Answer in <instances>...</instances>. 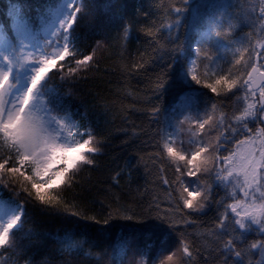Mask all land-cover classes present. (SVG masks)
Returning a JSON list of instances; mask_svg holds the SVG:
<instances>
[{
  "label": "trees",
  "instance_id": "trees-1",
  "mask_svg": "<svg viewBox=\"0 0 264 264\" xmlns=\"http://www.w3.org/2000/svg\"><path fill=\"white\" fill-rule=\"evenodd\" d=\"M65 1L0 0V23L11 25L18 15L40 28ZM73 1L81 8L68 32L75 55L58 63L64 64L66 76L69 67H77V60L89 54L93 59L80 66L73 79L62 78L58 70L50 73L43 82L44 92L55 111L95 136L100 151L89 154L93 163L81 165L71 185L55 190L62 211L27 193L19 195L23 222L10 235V244L0 247L3 264H35L34 257L36 264H111L112 247L124 242L149 258L181 246L175 264H264L260 253L264 251L247 243L254 233L235 242L241 246L236 250L244 258L241 262L240 257L235 260L222 252L223 241L234 236L231 229L236 226L229 217L225 228H219L218 217L232 201L225 188L215 186L213 176L203 175L208 177L206 185L213 187L207 210L181 207V185L162 132L171 109L193 94L214 103L227 126L241 113L242 92L233 95L225 89L217 97L205 84L221 75L246 78L250 63H260L258 44L264 39V19L256 8L260 0ZM176 8L183 11L177 14ZM178 20L179 26L168 27ZM211 20L218 26L215 31ZM204 30L209 35L200 40ZM191 59L195 61L191 74L201 83L186 71ZM160 77L167 82L158 91ZM165 214L177 225L175 229L156 219ZM150 225H162L169 235L156 239L153 232L144 231ZM62 233L89 247L92 257L65 255L56 238ZM20 246L24 250L19 254Z\"/></svg>",
  "mask_w": 264,
  "mask_h": 264
},
{
  "label": "snow or ice",
  "instance_id": "snow-or-ice-1",
  "mask_svg": "<svg viewBox=\"0 0 264 264\" xmlns=\"http://www.w3.org/2000/svg\"><path fill=\"white\" fill-rule=\"evenodd\" d=\"M67 9H72L71 15L65 14ZM80 11L81 8L75 6L74 2H65L62 8L64 18L59 20L57 29L58 36L61 32L63 33L62 41L58 39L55 42L53 55L45 51L34 59L39 67L34 70L31 84L21 97L10 98L9 77L13 64L11 58L5 56L4 59L8 62L9 68L0 69V142L4 146V151L0 154V183L14 185L17 192L27 193L40 204L60 211H62L58 208L60 199L55 194V190L62 185H71L73 175L78 168L81 165L93 163L89 159V154L98 153L100 149L95 146L96 138L90 131L81 132L79 124L75 121L69 122L67 114L61 115L50 111L43 98L36 103L35 94L41 82L53 71L58 70L62 78L73 79L74 74L80 70V66L93 59V55L89 54L77 60L75 62L77 67H69L66 76L63 75L64 64L58 63L68 57L74 58L75 54L68 42L67 33L76 23L77 13ZM174 11L180 14L183 10L176 8ZM260 12L264 14V7L260 8ZM180 23L178 20L168 27H177ZM18 24L21 29L28 30L27 24L22 20H18ZM199 50L198 43L195 51L199 52ZM261 59L264 60V56H261ZM249 67L250 71L245 74L246 78L241 76L237 80L221 75L214 83L205 84V87L217 97L226 89L233 95L243 92L242 99L244 100L254 99V103H248L241 114L234 117L237 126L229 125L225 128L226 135L222 140H217L215 144L200 143L199 147L190 153L182 155L171 147L167 151L176 157L178 162H184L182 167L176 169L179 176L185 180L190 177L195 178V187L192 181L182 187V208L199 212L202 211V206L197 208L198 200L211 201L212 185L200 182V177L208 174L213 176L214 184H223L225 188L230 185L238 192H242L244 198L235 200V195L229 194V198L235 200V203L225 207L224 212L218 217L219 228L223 230L226 221L231 217L232 223L236 226L235 230L247 231L256 225L261 235H264V70H262L264 63H261L259 68L255 63H250ZM181 68L182 65L177 66L178 77ZM186 71L192 80L201 83L197 76L191 74V61L188 62ZM254 73L260 78L259 84L253 77ZM166 82L163 77L158 78L156 89L158 91L163 89ZM210 106L216 107L211 102ZM253 122L260 126L249 127V124ZM197 123L198 127L203 130L204 123L199 121ZM77 137L82 139H77ZM209 152L214 154L209 161L211 167H202L203 161L198 158L202 153ZM20 177H23V180H20ZM165 183H167L166 180ZM21 215L22 212L9 218L7 223L0 222V247L10 244V233L20 223ZM73 215L76 214L73 213ZM123 218L132 219L131 216ZM85 219L88 218L85 217ZM156 219L164 221L173 229L177 227L175 223L169 222L170 217L167 214L157 216ZM144 231L153 232L156 239L169 235L162 225L146 226ZM12 243H15L14 240ZM69 247L72 245L70 244ZM258 247L264 248V242L251 244L252 249ZM182 250L184 253H189L188 247H183ZM222 252L234 253L237 258L241 256L239 251H235L232 240L224 244ZM168 259H171V256ZM138 264H153V262L142 258ZM161 264L164 262L162 261Z\"/></svg>",
  "mask_w": 264,
  "mask_h": 264
},
{
  "label": "rangeland",
  "instance_id": "rangeland-1",
  "mask_svg": "<svg viewBox=\"0 0 264 264\" xmlns=\"http://www.w3.org/2000/svg\"><path fill=\"white\" fill-rule=\"evenodd\" d=\"M69 2H72V0H68L66 3H69ZM230 2H232V0H230ZM64 6H65V3L60 4L58 7H56L52 13L51 18L45 24H43L40 28H38V30L32 29L33 27L30 28L31 26L29 27L28 24L26 23L28 26V30L25 31L21 29L20 25L18 24V20L20 19H16L14 21V24L11 25L12 30H13V35H14L13 37L16 40V43H14L8 37L6 32L3 31V28H2L3 23H0V69L7 70L9 68L8 62L4 59L5 56H8L13 61V64L11 65L12 72L9 77V82L11 85L10 98L15 99V98L21 97L23 93L26 91V89L30 86L31 77L34 75V70L37 67H39L38 62L35 61L34 59L38 58L39 54L45 51L47 52V54L53 55L54 54L53 49L55 48V42L58 39L62 41L63 33L61 32V35L58 36L57 29L59 28V20L64 18V15H62V8ZM261 7H264V0H260L258 4H256L257 11L260 12ZM65 14L70 15L71 10L67 9ZM260 14H261V17L264 19V14H262L261 12ZM23 22L25 23V21ZM212 24H213V21L211 22V27L214 26V24L213 25ZM215 26L217 30L218 28L217 24H215ZM215 26L213 27V31H215ZM48 42H51V43H48ZM194 48L196 49V47ZM258 48L260 51H262L261 56H264V39L259 42ZM190 61L192 62V69H193L195 67V61L194 59H191ZM263 62L264 60L261 59L260 63H257L259 67H260V64ZM54 74L57 75V72H54ZM49 77L50 76H48L47 78ZM45 81L41 82L35 94L37 96L36 103H39V100L43 98V100L45 101L50 111L61 114L57 110L54 111L50 103H48L47 101V97L45 96V92H44V90L46 89H44V86H43V82ZM197 96H198L197 94L187 96L189 98V101H188L189 105H187L189 109L186 110V112L184 109L183 112L176 114L175 117L172 118V124L171 126L169 125L168 127L169 131L167 132V136L165 138V143H164V145L166 146V150L169 147H171L176 152L183 155V154L190 153L196 148H198L200 143L210 142L212 144H215L217 137L219 135V132H221V138H223L224 135H226L225 128L228 126L225 123L223 115L218 113L216 108H212L210 106V103L208 104L206 103V101L204 102L201 99L200 100L197 99V102H196L197 104L195 106L193 102L196 100ZM183 103L185 105V102ZM248 103H254V99H249V100L242 99L241 112L247 106ZM189 110L194 111V114L190 116ZM240 114L241 113H239V115ZM209 117H211V119H209ZM197 121H199L200 123H204L203 130H201L198 127ZM205 121H207V123H205ZM69 122H72L71 118H69ZM254 124H255L254 126L256 127L260 126L256 124L255 122ZM230 125L234 127L237 126V122L235 121V119H233V122H230ZM77 139H82V138L77 137ZM1 149H4L2 142H0V150ZM167 154L170 157L175 167V170L178 167L183 166V163H184L183 161L178 162L177 158L170 155L168 151H167ZM212 155L214 154L211 152L202 153L201 157L198 158L199 160L203 161V164L201 165L202 167H211V164L209 163V161L211 160ZM20 178L23 179V177H20ZM187 179L188 181L186 180L185 182H182L177 178L178 180L177 182L181 185L180 191L182 190V186H186L189 181L193 182V187L196 186L194 177H190ZM207 179L208 177L204 178L203 176H201L200 182L206 185ZM215 186H220L222 187V189L225 188L223 184H219V183H215ZM15 187L16 186L14 185H10V184L6 185L4 183H0V222L7 223L9 218L18 214L19 205L21 204L20 203L21 197H19V195H23L24 192L23 193L17 192L15 190ZM225 189L228 192V195L229 194L235 195V200L244 199L242 192H238L237 189L231 187L230 185ZM3 193H7V195L9 196L7 198L6 197L1 198V195ZM235 200L231 199L232 201L231 204L235 203ZM209 203L210 202H206L205 200H198L197 208H201L202 206V211H205L209 207ZM257 203H259V201H257ZM239 210L240 209L238 208V211ZM22 222H23V218H21L20 220V223ZM250 229H253L256 232H259L258 226L256 225H253ZM177 251H181V246L179 247V249L175 248L172 251V253L169 252L167 255H165L164 258H161L160 261L158 260L159 258H156V257L152 258L149 261H152L153 264H157V263L161 264L162 261L164 262V264H175L177 263V260L179 257L177 256V253H176ZM169 256H171V259H168ZM132 258L134 261L138 259L137 257L135 258L134 256H132ZM138 261H141V259H138Z\"/></svg>",
  "mask_w": 264,
  "mask_h": 264
},
{
  "label": "bare ground",
  "instance_id": "bare-ground-1",
  "mask_svg": "<svg viewBox=\"0 0 264 264\" xmlns=\"http://www.w3.org/2000/svg\"><path fill=\"white\" fill-rule=\"evenodd\" d=\"M68 1V0H67ZM67 1H65V2H67ZM65 2H63V3H65ZM74 2V1H73ZM73 2H69V3H73ZM63 3H61V4H63ZM58 7V6H57ZM22 17V16H21ZM21 17L20 16H16V18L14 19V21L16 20V19H20V20H22L21 19ZM14 21H13V23L12 24H14ZM25 21V20H24ZM46 21V19L44 18L43 19V21L42 22H45ZM47 22V21H46ZM45 22V23H46ZM25 23H27L28 24V26L30 27V28H32V29H34V30H38V28H37V26L35 25V24H30V22L27 20V21H25ZM44 23V24H45ZM11 24V25H12ZM11 25H5V24H3V31H5L6 32V34L8 35V37L14 42V43H16V40L14 39V35H13V30H12V26ZM209 34H208V31H203L202 32V34H201V37H200V40H203V38H207V36H208ZM199 40V41H200ZM195 44H197V42H195ZM263 70V69H262ZM256 76L258 77V74H256ZM254 77V79H256V77L255 76H253ZM45 92H46V90H44ZM242 96H243V92H242ZM197 98L198 97H196V100L193 102V104L196 106V102H197ZM189 101V99H182L181 101H180V103L179 104H177L176 106H174V108H172L171 109V115H170V119H169V116H167V118L169 119V121H167V120H164L166 123H163L164 124V126L162 125V127H163V129H162V132H163V134H164V136H165V138H166V136H167V132L169 131V129H168V127H169V125L171 126V124H172V118H174L175 117V115L177 114V113H181V112H183L184 111V109H185V112H186V110H188L189 108L187 107V105H189L188 102ZM183 102H185V105H184V103ZM190 107V106H189ZM189 114H190V116L191 115H193L194 114V111H192V110H189ZM239 115V114H238ZM234 127V126H233ZM220 131H221V129H220ZM216 140V139H215ZM217 140H222V138H221V132H219V135H218V137H217ZM217 140H216V142H217ZM164 147L166 148V146L164 145ZM180 181H182V182H185L186 180L183 178V177H179L178 175L176 176ZM187 181H188V179H187ZM182 187H184V186H182ZM228 193V192H227ZM182 204H183V201H182ZM17 227H15L13 230H12V233H10V235H12L13 234V232H14V230L16 229ZM231 233H233V235L234 236H226L227 237V239L225 238V240L223 241L224 242V244L227 242V241H229V240H232L233 242H234V248H235V251L237 250V245H239L238 243H235L236 241H240L241 239H247V237L250 235V233H254L253 235H252V237L251 238H253V239H248V241H247V243H248V245H250V248H251V244L252 243H259V242H264V236L263 235H261L259 232H256V231H254L253 229H250V230H247V231H244V230H235V229H231ZM56 238L58 239V241H59V248H60V250L65 254V255H67V256H70V257H74V258H82V257H87V258H89V257H92V255H93V251L88 247V248H85L83 245L81 246L80 244H76V238L75 237H72L71 235H68V234H65V233H62L61 235H58V237L56 236ZM72 245V247H69V245ZM240 246V245H239ZM241 247V246H240ZM12 249H14V248H12ZM252 249V248H251ZM250 249V250H251ZM24 250V248H23V246H20L19 248H18V252L17 253H19L20 254V252H22ZM253 250H260V251H264V248H256V249H253ZM17 251V250H16ZM13 253V252H12ZM16 253V254H17ZM110 253H111V257H112V263L111 264H138V259H149V260H151L152 258H149V256L148 255H146V254H142V253H140L139 252V254H136V253H138V252H136L135 251V249H134V246L132 247V244L131 243H121V244H117L116 245V247H112V249H111V251H110ZM115 253V254H114ZM260 253H262L263 255H264V252H260ZM168 254V251H164L163 252V254L161 253L160 255H157L156 256V258H159L158 260L160 261V259L161 258H164L165 257V255H167ZM115 255V256H114ZM134 256L135 258L137 257L138 259L137 260H133V258H132V256ZM228 255L229 256H232V258L233 259H235V260H238L239 258H237V257H235V255H234V253H229L228 252ZM23 258H24V256H23ZM242 258L243 257H241L240 256V259H239V261L241 262L242 261ZM9 261L10 262H14V258H13V255H9ZM244 259V258H243ZM24 260H25V258H24ZM33 260H34V262H35V264L37 263V259L34 257L33 258ZM29 262V261H28ZM26 263V264H33V262H29V263ZM0 264H3V258L0 256ZM13 264V263H12ZM158 264V263H157Z\"/></svg>",
  "mask_w": 264,
  "mask_h": 264
},
{
  "label": "water",
  "instance_id": "water-1",
  "mask_svg": "<svg viewBox=\"0 0 264 264\" xmlns=\"http://www.w3.org/2000/svg\"><path fill=\"white\" fill-rule=\"evenodd\" d=\"M253 76L256 77V82H257V84H259V83L261 82V81H260V78L256 76V73H254Z\"/></svg>",
  "mask_w": 264,
  "mask_h": 264
}]
</instances>
